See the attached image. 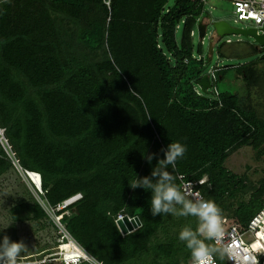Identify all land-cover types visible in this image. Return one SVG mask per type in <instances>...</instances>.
<instances>
[{
  "label": "trees",
  "instance_id": "16d2710c",
  "mask_svg": "<svg viewBox=\"0 0 264 264\" xmlns=\"http://www.w3.org/2000/svg\"><path fill=\"white\" fill-rule=\"evenodd\" d=\"M202 12L199 0H0V129L33 185L40 177L49 206L81 194L62 224L101 264L191 259L178 237L197 218L153 217L151 193L131 188L137 176H150L171 142L187 149L168 168L176 184L178 176L204 175L203 198L224 219L244 227L264 208V170L254 182L224 167L242 146L254 160L264 157V114L252 103L257 80L264 90V62L216 73L217 88L233 69L236 91L217 88L219 99L201 92L208 55L200 45L194 55L190 34ZM11 170L0 146V178ZM9 214L50 222L33 198ZM118 214L136 217L140 228L121 236Z\"/></svg>",
  "mask_w": 264,
  "mask_h": 264
},
{
  "label": "rangeland",
  "instance_id": "374dc122",
  "mask_svg": "<svg viewBox=\"0 0 264 264\" xmlns=\"http://www.w3.org/2000/svg\"><path fill=\"white\" fill-rule=\"evenodd\" d=\"M175 0H168V6H172ZM234 8L227 0H206L203 5V12L198 21L203 19L206 24V35L200 43L196 27L194 29L192 42L194 46V55L196 56V47L201 46L203 56L208 55V45L211 44L213 48V55L211 62L206 67V73L212 67L223 68L226 66H238L247 64L259 57L258 53L252 50L257 46L252 44V38H244L241 36H228L225 39L230 41L229 44L224 45L220 50L218 47L222 42L217 41L212 28L214 21H224L229 26L234 28L249 29L254 26L250 22H238L234 15ZM180 30L176 32L177 41L180 38ZM264 67V64H261ZM236 72L230 68L225 75L224 80L218 82L217 88L219 91L228 90V92L236 91L239 85L235 83ZM263 85L262 81L256 82L253 89L252 103L256 104L261 114H264V90L259 88ZM242 88V87H241ZM240 93L242 91L240 90ZM224 167L234 174H246L252 181H257L263 174L264 170V157L260 160H254V153L248 146H242L236 151L231 153L224 161ZM21 172L11 170L0 178V240L4 235L10 237L12 241H20L23 239L27 248L21 252L17 258V262L31 261L36 262L45 258L50 261L45 264H59L60 260L56 256L58 251H65L63 245L58 247L59 233L55 225L48 221L36 223L30 220L31 216L27 215V219L19 222L14 220L9 210L15 205L29 201L30 198L37 200L31 186L27 179ZM33 181V180H32ZM34 182V181H33ZM20 217V215H19ZM26 217V216H24ZM162 234L158 235L162 238ZM58 250V251H57Z\"/></svg>",
  "mask_w": 264,
  "mask_h": 264
},
{
  "label": "clouds",
  "instance_id": "9594fccd",
  "mask_svg": "<svg viewBox=\"0 0 264 264\" xmlns=\"http://www.w3.org/2000/svg\"><path fill=\"white\" fill-rule=\"evenodd\" d=\"M163 158L157 161L150 176L138 177L131 188H140L151 193L150 212L153 217L161 214H173L184 217H195L198 226L193 229L184 227L179 233V240L190 250L193 264H216L214 256L231 255V243H226L225 221L221 208L212 200H205L196 186L191 182L183 186L176 184V177L168 171L169 166L175 168L176 162L186 153V146L179 142H171L167 149H161ZM157 154L147 156L149 163ZM201 184L203 181L200 182ZM39 186L41 181L39 177ZM180 209L177 211L176 206ZM213 242L212 244L207 243ZM211 245V246H210ZM219 245L220 247H215ZM27 248L23 239L12 241L4 235L0 240V264H17V258ZM243 260L251 264H259L255 256L245 255ZM92 264H100L92 259Z\"/></svg>",
  "mask_w": 264,
  "mask_h": 264
},
{
  "label": "built area",
  "instance_id": "2783aa9c",
  "mask_svg": "<svg viewBox=\"0 0 264 264\" xmlns=\"http://www.w3.org/2000/svg\"><path fill=\"white\" fill-rule=\"evenodd\" d=\"M203 5L206 3V0H199ZM231 3L234 8V15L236 21L238 22H250L255 28H259L264 25V0H227ZM202 21V20H201ZM199 21L197 20L195 27ZM194 32H191L190 36H193ZM223 44H229L230 41L228 39L218 40ZM201 43V42H200ZM221 68L215 66L209 69L206 73L210 88L208 92H210L215 99H219V93L215 86L216 82V73L220 71ZM199 89V88H198ZM200 90V89H199ZM198 95L201 93L196 91ZM3 129H0V146L2 147L5 154L11 161V164L14 170L21 172V174H29L28 172H24L17 161L15 160L10 147L3 136ZM27 179V178H26ZM178 180L180 181V186L191 182L193 185L196 186V190H198L203 197V192L201 187L204 185L206 181V177L203 175L201 177L193 178L190 180H185L183 176H178ZM203 181L201 184L200 182ZM27 182L31 186L34 194L37 197L36 203L42 209L44 214L46 215L47 219L51 222L52 225L58 229L59 233V242L58 247L61 248L63 243L69 244L74 251L73 258L67 259L65 254L61 250L58 251V255L56 256L59 258V264H92V259L94 258L90 255L87 251H85L79 244H77L73 238L69 235L62 224V217L63 215H68V207L74 204L75 202L79 201L82 196L81 194H76L65 201L57 204L54 207L49 206L46 201L44 200V195L46 191H43L41 187L38 185H33L34 182L32 179H27ZM124 218H126V222H124ZM136 217H128L126 215L118 214L115 218L114 222L115 225L120 233L121 236H126L137 229L140 228V222L137 223L135 220ZM139 221V220H138ZM225 221V229H226V243H231L233 248V253L231 258L229 255H221L225 264H246L243 260L245 255L255 256L259 261V264H264V208L259 211L256 215H254L248 224L244 227H241L240 224L235 220H226ZM118 222L121 223L122 227L125 229L126 234L123 235L118 227ZM129 227L131 230H128ZM213 243V242H212ZM215 247H220L216 245ZM46 257V256H45ZM43 258L40 261L31 262H17V264H45L50 260L47 258ZM95 259V258H94ZM215 259V258H214ZM95 261H97L95 259ZM216 261V260H215ZM101 264V263H100ZM187 264H193L192 258L188 261ZM216 264H219L216 261ZM247 264H251L250 261Z\"/></svg>",
  "mask_w": 264,
  "mask_h": 264
},
{
  "label": "water",
  "instance_id": "95a60500",
  "mask_svg": "<svg viewBox=\"0 0 264 264\" xmlns=\"http://www.w3.org/2000/svg\"><path fill=\"white\" fill-rule=\"evenodd\" d=\"M212 28L214 30V34L216 36L217 41L218 40H223L225 37L228 36H241L244 38H252V43L256 44L260 48H264V25L259 27V28H249V29H241V28H234L229 26L227 23L224 21H214L212 23ZM196 30H197V35L199 38V41L202 42L206 35V24H204V21H199L196 25ZM208 63L211 62V57L213 55V48L211 44L208 45ZM261 58H264L261 57ZM198 88L200 89L201 92L207 93L210 84H209V79L207 75H204L201 79V81L198 83ZM137 223L139 222L138 219H135ZM126 222V218L123 220ZM118 227L123 235L126 234L125 229L122 227L121 223L118 222ZM128 230H131L129 227H127Z\"/></svg>",
  "mask_w": 264,
  "mask_h": 264
},
{
  "label": "flooded vegetation",
  "instance_id": "af4514ba",
  "mask_svg": "<svg viewBox=\"0 0 264 264\" xmlns=\"http://www.w3.org/2000/svg\"><path fill=\"white\" fill-rule=\"evenodd\" d=\"M253 44V43H252ZM224 45H226V44H223V46ZM255 45V44H254ZM252 50H255L254 52H256V53H258V55H259V57L260 58H258L257 60H254V61H252V62H249V63H247V64H243L242 66H249V65H257V64H259V63H261V62H264V58H261V57H263L264 56V48H260V47H258V46H255V47H253L252 48Z\"/></svg>",
  "mask_w": 264,
  "mask_h": 264
},
{
  "label": "bare ground",
  "instance_id": "6f19581e",
  "mask_svg": "<svg viewBox=\"0 0 264 264\" xmlns=\"http://www.w3.org/2000/svg\"><path fill=\"white\" fill-rule=\"evenodd\" d=\"M25 176H27V178H28L29 174H25ZM36 185H38V184L36 183ZM63 245H65L64 254H65L66 258L67 259L73 258L74 251L72 250L71 246L69 244H66V243H63Z\"/></svg>",
  "mask_w": 264,
  "mask_h": 264
},
{
  "label": "crops",
  "instance_id": "0c3cea01",
  "mask_svg": "<svg viewBox=\"0 0 264 264\" xmlns=\"http://www.w3.org/2000/svg\"><path fill=\"white\" fill-rule=\"evenodd\" d=\"M202 21H203V19H202Z\"/></svg>",
  "mask_w": 264,
  "mask_h": 264
}]
</instances>
